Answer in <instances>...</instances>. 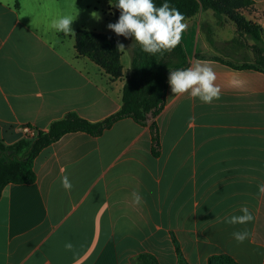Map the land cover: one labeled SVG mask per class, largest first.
Here are the masks:
<instances>
[{"label":"crops","instance_id":"0c3cea01","mask_svg":"<svg viewBox=\"0 0 264 264\" xmlns=\"http://www.w3.org/2000/svg\"><path fill=\"white\" fill-rule=\"evenodd\" d=\"M58 3L0 0V138L7 145L27 128L48 131L70 112L95 123L122 106L130 75L123 55V77L113 80L75 48L78 29L116 34L85 25L57 32L50 24ZM206 16L214 15L202 11L185 22L181 42L190 66L199 60L213 68L220 99L204 104L174 95L169 85L157 118L158 157L149 126L132 119L100 137L67 134L44 149L34 163L36 182L11 184L0 199V264H141L144 254L178 264L174 240L189 264L222 254L264 264V196L257 188L264 183V72L224 64L229 53L197 59L212 50L201 30ZM64 175L71 191L61 185ZM134 191L141 204L133 203ZM242 206L254 215L251 223L222 222ZM245 229L249 238L237 243L232 233Z\"/></svg>","mask_w":264,"mask_h":264},{"label":"trees","instance_id":"16d2710c","mask_svg":"<svg viewBox=\"0 0 264 264\" xmlns=\"http://www.w3.org/2000/svg\"><path fill=\"white\" fill-rule=\"evenodd\" d=\"M116 10L117 18L120 10L114 5L117 0H108ZM165 0H154L157 7ZM185 17V21L196 17L200 12L211 10L218 24L225 19L233 21L240 36L253 41L249 48L253 50L254 62L240 66L222 60L224 64L235 69H254L264 72V39L263 29L255 23L248 22L239 11L255 5L253 0H167ZM210 44L212 41L208 39ZM235 42V39H233ZM117 35L100 34L85 29L75 32V48L79 56L87 57L113 79L123 77L122 51L117 50ZM243 47V45H240ZM248 46V45H245ZM197 59L202 55L197 54ZM190 67L186 50L181 42L175 50L150 55L144 52L135 42L132 50L130 75L123 87L122 106L119 111L99 122H90L76 112H70L63 118L53 121L48 131L36 130L33 137L24 136L14 144L7 145L0 138V199L4 189L13 185H31L37 180L34 163L39 154L62 137L72 133H86L92 137H100L116 123L132 119L136 124L149 126L152 136V154L160 155L161 142L157 118L166 106L169 88L170 70ZM178 264H189L183 256L179 243L174 240ZM141 264H159L149 254L139 257ZM208 264H238L231 256L222 254L210 257Z\"/></svg>","mask_w":264,"mask_h":264},{"label":"clouds","instance_id":"9594fccd","mask_svg":"<svg viewBox=\"0 0 264 264\" xmlns=\"http://www.w3.org/2000/svg\"><path fill=\"white\" fill-rule=\"evenodd\" d=\"M120 10L119 19L109 23L107 28L117 36L134 38L142 50L150 55L171 52L178 47L182 35L187 29L184 15L167 0L157 7L154 0H117L114 5ZM99 20L97 12L91 13ZM74 19L71 16H61L51 21L50 27L65 35L72 33L71 25ZM117 50L124 51L125 45L117 42ZM216 73L213 68L199 60H194L190 67L170 70L168 83L174 95L187 93L191 98H198L201 103L211 104L219 100L221 89L215 83ZM61 185L66 191H71L73 185L67 175L61 177ZM258 195L264 196V183L257 186ZM133 203L141 204L142 197L138 192L132 193ZM240 215H231L223 218L222 222L230 225H244L254 220V215L247 206H242ZM249 232L235 231L232 233L237 243H243L249 238ZM65 249L71 251L72 243H66Z\"/></svg>","mask_w":264,"mask_h":264},{"label":"rangeland","instance_id":"374dc122","mask_svg":"<svg viewBox=\"0 0 264 264\" xmlns=\"http://www.w3.org/2000/svg\"><path fill=\"white\" fill-rule=\"evenodd\" d=\"M107 1L108 0H59L55 11L56 16L53 18V20L61 16H71L74 19L71 25L72 30L78 26L85 25L92 31L96 30L110 32L111 30L107 28V25L109 23L117 22L119 17L117 18L116 10L112 8L113 19L110 18V10L105 4ZM92 12H97L101 19L97 20L93 18L91 15ZM239 14L242 15L246 21L261 26L264 31V3L242 9L239 11ZM106 20L109 21L106 23ZM201 30L203 31L206 39L211 40L213 43V45H210V48L212 49L210 52L203 51L200 53L203 58L218 56L227 57L226 54L229 53V63L241 64V62H254L253 50L250 49L249 46H245L248 45L249 40L240 36V34L237 32V25L233 21L225 19L223 23L218 25L214 16H206L201 22ZM186 38L187 36L185 35L183 39L184 42L192 46L194 44L192 37ZM117 39L120 43L125 45V50L122 51L125 68H127V66L130 67L132 50L135 44L134 38L117 36ZM233 39H235V42ZM250 42L253 44L252 41ZM240 45H243V47ZM188 50L189 54L193 57V53L190 48ZM242 57H244L245 61H242Z\"/></svg>","mask_w":264,"mask_h":264},{"label":"built area","instance_id":"2783aa9c","mask_svg":"<svg viewBox=\"0 0 264 264\" xmlns=\"http://www.w3.org/2000/svg\"><path fill=\"white\" fill-rule=\"evenodd\" d=\"M36 133H37V131L35 129H32V128L26 129V136H28V137H33L36 135Z\"/></svg>","mask_w":264,"mask_h":264}]
</instances>
